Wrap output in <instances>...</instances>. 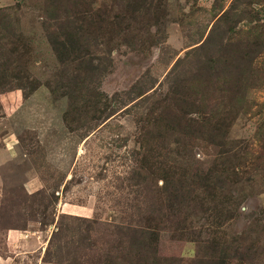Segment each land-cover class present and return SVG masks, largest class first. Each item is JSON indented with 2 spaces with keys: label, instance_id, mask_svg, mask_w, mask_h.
<instances>
[{
  "label": "rangeland",
  "instance_id": "1",
  "mask_svg": "<svg viewBox=\"0 0 264 264\" xmlns=\"http://www.w3.org/2000/svg\"><path fill=\"white\" fill-rule=\"evenodd\" d=\"M3 261L264 264V0H0Z\"/></svg>",
  "mask_w": 264,
  "mask_h": 264
},
{
  "label": "trees",
  "instance_id": "2",
  "mask_svg": "<svg viewBox=\"0 0 264 264\" xmlns=\"http://www.w3.org/2000/svg\"><path fill=\"white\" fill-rule=\"evenodd\" d=\"M52 19L55 21L56 17L53 16ZM54 25L58 29L57 33L54 36L49 33L47 35L53 45L58 61L63 64L70 61V56L76 51L77 39L80 37L79 33L81 32L70 28H65L61 31L59 24L54 23ZM46 30H48V27H46Z\"/></svg>",
  "mask_w": 264,
  "mask_h": 264
},
{
  "label": "crops",
  "instance_id": "3",
  "mask_svg": "<svg viewBox=\"0 0 264 264\" xmlns=\"http://www.w3.org/2000/svg\"><path fill=\"white\" fill-rule=\"evenodd\" d=\"M0 264H6L5 261H3V263L0 262Z\"/></svg>",
  "mask_w": 264,
  "mask_h": 264
}]
</instances>
